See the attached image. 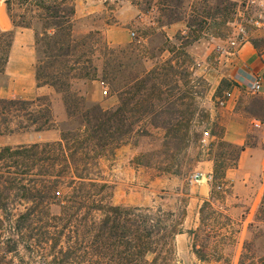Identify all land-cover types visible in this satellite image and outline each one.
<instances>
[{
  "label": "rangeland",
  "instance_id": "obj_1",
  "mask_svg": "<svg viewBox=\"0 0 264 264\" xmlns=\"http://www.w3.org/2000/svg\"><path fill=\"white\" fill-rule=\"evenodd\" d=\"M38 4L39 0H12L11 15L17 23L25 16L29 20L31 14L43 13ZM44 4L69 9L62 0ZM75 6L74 39L96 32L95 38L108 43L110 53L91 44L79 50L68 59L69 67L77 69L72 75L79 78L68 81L71 89H56L37 80V72H46L43 68L51 59L45 57L46 45L37 44L41 31L36 20H29L33 28L17 27L34 33L33 73L36 87L42 89L31 99L14 97L5 66L0 68V99H41L39 104L51 105L55 124L39 133L17 130L10 122L8 126L16 130L0 135V148L57 142L63 131L80 127L89 111L121 112L122 122L111 123L115 136L108 146L79 144L77 151L67 147L68 154L77 152L71 160L81 172L87 173L83 170L87 168L89 177L106 183L114 205L185 214L184 230L195 234L176 237L175 264H264V169L247 182H234L228 176L238 168L239 149L260 145L264 150V130L252 128L255 120L264 124V95L241 88L239 104H219L226 92L240 86L229 76L231 64L224 57L245 42L264 52V0H75ZM4 9L10 17L7 6ZM116 35L121 42H112ZM79 57V64H74ZM48 73L56 74L54 68ZM85 73L95 80L87 81ZM106 89L108 95L103 94ZM234 119L235 128L238 122L249 127L241 146L226 139L228 121ZM176 124L182 129L171 131ZM9 165L14 167L11 161ZM197 172L211 173L213 179L192 183ZM58 191L61 196L56 194L60 198L50 208L53 213L60 212L70 189L59 186ZM14 200L10 204L14 214L31 205L29 201L16 205ZM206 201L212 202V208L203 213L202 232L200 211ZM1 242V262L30 264L22 245L14 253L8 252L12 244L6 237ZM197 251L204 252L206 260Z\"/></svg>",
  "mask_w": 264,
  "mask_h": 264
},
{
  "label": "trees",
  "instance_id": "obj_2",
  "mask_svg": "<svg viewBox=\"0 0 264 264\" xmlns=\"http://www.w3.org/2000/svg\"><path fill=\"white\" fill-rule=\"evenodd\" d=\"M45 1L48 0H39L38 4L43 13L29 17L30 21L36 20L41 31L37 34L38 46L44 43L45 57L51 59L43 68L46 72H37V80L39 84L44 80V85L56 89H71L68 81L79 77L72 75L77 69L69 67L68 59L90 44L101 48L106 55L111 48L95 38L96 32L79 41L74 39L75 0H62L69 3V9L65 10L46 6ZM5 4L15 28L35 27L26 16L17 23L11 15L12 0H5ZM52 32H56V36L50 35ZM13 40V30H0L1 70L8 63ZM60 58L65 59L62 62ZM78 60L80 57L74 64H79ZM52 68L55 76L48 73ZM82 75L87 81L95 80L89 73ZM39 103L41 99H0V135L16 130L8 126L10 122L17 130L33 129L39 133L51 130L55 124L51 105ZM87 113L80 127L62 132L60 141L0 148V244L6 237L12 244L8 252L14 253H18L22 245L28 251L30 264H175L176 237L195 234L193 230H184L186 215L178 216L163 209L114 205L106 194L109 186L89 177L87 168L83 169L87 172L83 174L72 161L77 153L76 145L108 146V141L115 136L112 121L122 122L121 112L117 115L102 111L98 115ZM181 129L182 124L171 127L174 132ZM118 134L120 138L122 134ZM70 143L74 147H70ZM67 147L76 151L68 154ZM10 161L14 167L9 165ZM60 166L63 170H59ZM59 186L68 187L70 192L63 197L60 212L53 213L50 208L56 198H60L56 196H61L60 191L55 192ZM11 199H15L16 205L23 201L31 205L14 214ZM207 208H212L211 201H206L200 211L202 232L203 213ZM196 254L202 261L206 260L204 252ZM0 264L4 263L0 261Z\"/></svg>",
  "mask_w": 264,
  "mask_h": 264
},
{
  "label": "crops",
  "instance_id": "obj_3",
  "mask_svg": "<svg viewBox=\"0 0 264 264\" xmlns=\"http://www.w3.org/2000/svg\"><path fill=\"white\" fill-rule=\"evenodd\" d=\"M0 5L6 6L5 2H0ZM0 30L4 32L11 30L14 31V40L10 51V58L6 65L7 73L11 79L12 88H15V90L11 93L14 97L31 99L39 94L42 89L36 87L34 80V33L30 29H27V31L16 29L12 24L10 17L6 13L4 18H2V21H0ZM112 38L113 43L121 42L119 35ZM224 59H227V61L231 64L232 69L229 76L232 79L236 78L238 84H240V86L234 90V98L231 102V104L234 103V105H236L241 101L240 94L242 91L241 88H244L242 85L244 77H250L253 74L264 72V52L258 51L251 42H245L241 44L232 55L227 58L224 57ZM221 80L222 78H220V80L215 84V87L219 86ZM20 84H27V87L18 88L17 86ZM236 97L237 99L235 100ZM230 122L231 126L226 132V139L239 146L244 145L245 141H247V135L250 132L249 127L244 123L239 124L238 122V125L235 128L232 123H236L235 119L233 121H228V123ZM252 128H254V130L261 131L259 129H255L253 124ZM262 130H264V128ZM263 169L264 150L261 149L260 145H255L242 151L238 168L234 173H230L228 176L232 178L234 182L236 180L239 183L240 180L243 179H245V181L242 182H247L250 178H258L259 174L263 172ZM238 186L239 185H236L234 190L236 189L237 191L239 188Z\"/></svg>",
  "mask_w": 264,
  "mask_h": 264
},
{
  "label": "built area",
  "instance_id": "obj_4",
  "mask_svg": "<svg viewBox=\"0 0 264 264\" xmlns=\"http://www.w3.org/2000/svg\"><path fill=\"white\" fill-rule=\"evenodd\" d=\"M132 36H135V33H132ZM232 44L235 45L236 42L233 41ZM242 85L245 88V91L249 94H252V95L264 94V72L253 74L250 77H244ZM103 94L108 95L109 91L106 89L103 91ZM233 98H234L233 92H226L225 97L219 101V104L222 107H227L228 105L231 104ZM252 124L256 129H259V130L263 129V126H264V124L259 120L253 121ZM208 134L209 133H205V136H208ZM212 179H213V176L211 173L197 172L192 177L191 182L192 183L209 182Z\"/></svg>",
  "mask_w": 264,
  "mask_h": 264
},
{
  "label": "bare ground",
  "instance_id": "obj_5",
  "mask_svg": "<svg viewBox=\"0 0 264 264\" xmlns=\"http://www.w3.org/2000/svg\"><path fill=\"white\" fill-rule=\"evenodd\" d=\"M4 10H5L4 6L0 5V20H2V18H4V16H5V11Z\"/></svg>",
  "mask_w": 264,
  "mask_h": 264
}]
</instances>
